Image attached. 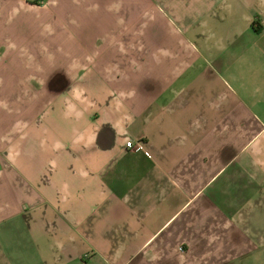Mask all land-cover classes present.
<instances>
[{
    "label": "crops",
    "instance_id": "1",
    "mask_svg": "<svg viewBox=\"0 0 264 264\" xmlns=\"http://www.w3.org/2000/svg\"><path fill=\"white\" fill-rule=\"evenodd\" d=\"M40 1L0 0V264H264V0Z\"/></svg>",
    "mask_w": 264,
    "mask_h": 264
},
{
    "label": "rangeland",
    "instance_id": "2",
    "mask_svg": "<svg viewBox=\"0 0 264 264\" xmlns=\"http://www.w3.org/2000/svg\"><path fill=\"white\" fill-rule=\"evenodd\" d=\"M46 3H47L46 0H41V1L39 2L40 5H45ZM30 58H32V56H31ZM36 60H37L38 63H42V64H44V55H39V54H38V56H36ZM36 74H37V75H36V79H38L39 81H41V80L44 78V77H43V75H44V71H37ZM40 84H41V82H40ZM38 85H39V84H38Z\"/></svg>",
    "mask_w": 264,
    "mask_h": 264
},
{
    "label": "built area",
    "instance_id": "3",
    "mask_svg": "<svg viewBox=\"0 0 264 264\" xmlns=\"http://www.w3.org/2000/svg\"><path fill=\"white\" fill-rule=\"evenodd\" d=\"M127 146L128 147H131V148H135L137 150H142V144H141V142H139V143L136 144L133 141H129V142H127Z\"/></svg>",
    "mask_w": 264,
    "mask_h": 264
}]
</instances>
